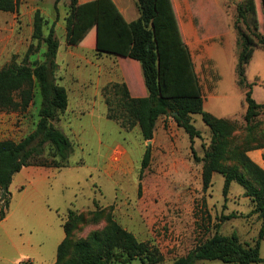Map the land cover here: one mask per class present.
Masks as SVG:
<instances>
[{
  "label": "rangeland",
  "instance_id": "obj_1",
  "mask_svg": "<svg viewBox=\"0 0 264 264\" xmlns=\"http://www.w3.org/2000/svg\"><path fill=\"white\" fill-rule=\"evenodd\" d=\"M70 1L59 0L55 9V0H22L17 13L0 12V68L12 59L20 63L27 47L36 43L31 39L35 11L38 10L45 21L44 37L54 23L59 44L54 77L57 84L69 90L68 114H60L54 126L65 133L73 146L69 168L36 171L31 177H24V186L17 182L9 186V207L5 219L0 221V264H53L67 210L85 215L108 206H112L111 215L122 228L135 235L136 225L144 227V231L139 232V241L147 242L152 250L157 249L161 261L155 264H170L185 256L214 234L215 225L219 226L220 234H235L241 243L254 246L261 222L257 214L251 213L253 202L236 183H231L225 197L224 179L217 173L212 175L210 188L202 190V163L193 159L189 144L182 138L183 131L171 132L177 141L174 149L153 148L151 163L140 180L146 142L138 128L126 131L116 120L106 118V100L115 109L116 96L108 87L101 94L96 93L92 39L84 44L66 40L65 18L70 12ZM125 1L134 8L135 0ZM225 7L227 16L233 21L232 7ZM223 28L229 36L225 42L226 51L219 54V77L200 78L204 100L210 104V108L206 104L204 111L228 119L241 129L244 126V91L236 83L233 68L239 46L231 27L226 24ZM45 51L46 46L41 42L39 52L30 58V63L43 62ZM80 56L85 62L79 60ZM120 65L133 83L131 73L135 68L127 61H120ZM77 73L85 89L82 96L76 94ZM245 76L249 84L256 85L252 86L253 99L264 104L263 49L254 51ZM256 76L263 80L260 86ZM40 102L35 89L34 100L25 112H0V140L19 142L33 132L39 119ZM193 120L201 133V139L194 142V151L201 159L210 143V132L199 115H193ZM185 138L189 142L188 137ZM115 155L121 156L117 162L113 160ZM44 156L49 157L47 147ZM105 167L114 172L113 175L107 176ZM29 181L33 183L28 184ZM53 207L59 208L60 216L49 210ZM231 214L233 218L222 220ZM104 226V220L95 224L79 222L73 229L74 240L85 239ZM260 256L264 258V240L260 244ZM130 264L151 263L136 259ZM209 264L223 263L212 261Z\"/></svg>",
  "mask_w": 264,
  "mask_h": 264
},
{
  "label": "trees",
  "instance_id": "obj_2",
  "mask_svg": "<svg viewBox=\"0 0 264 264\" xmlns=\"http://www.w3.org/2000/svg\"><path fill=\"white\" fill-rule=\"evenodd\" d=\"M59 0H55L56 9ZM264 18V0H260ZM22 0H0V12L17 13ZM139 13L135 21L127 22L112 0H92L78 4L70 1V12L65 18L66 40L86 43L92 39L93 48L100 54L129 59L139 64L147 96L134 98L124 83L107 86L114 91L116 108L106 100L108 120H116L122 129L138 127L142 139L150 141L157 120L171 116L188 136L190 150L196 162L202 163L201 182L205 192L211 186L212 175L224 179L226 197L231 183L240 185L257 214L260 228L254 246L241 243L235 234H220L215 225L212 236L199 243L185 256L170 264H264L260 244L264 240V170L254 163L248 153L264 149V104L252 97V84L245 71L255 49L264 50V35L255 12L254 0L236 5L233 24L237 34L239 54L235 69L236 83L244 91V126L237 129L228 119L217 118L204 111L203 99L190 58L183 43L170 0H136ZM44 19L37 10L33 15L31 43L20 63L12 59L0 68V112H25L34 100L37 89L41 98L39 119L33 132L19 142L0 140V221L6 217L10 203L9 186L13 176L23 167L61 169L69 167L73 153L69 138L54 126L58 116L68 106L66 89L54 78L56 53L59 47L54 23L43 36ZM45 44L44 61L30 63V58ZM104 88L103 91L107 89ZM193 115H199L210 132V143L199 159L193 149V140L201 133L193 125ZM49 157H45V148ZM151 162V147L146 146L140 164V180ZM141 185L138 187L140 193ZM112 206L76 215L67 211L63 223L65 237L56 250L54 264H130L139 259L151 264L161 261L157 249L138 241L112 217ZM84 216H87L85 218ZM234 214L223 217L228 220ZM105 226L74 240L73 229L79 222L99 223Z\"/></svg>",
  "mask_w": 264,
  "mask_h": 264
},
{
  "label": "crops",
  "instance_id": "obj_3",
  "mask_svg": "<svg viewBox=\"0 0 264 264\" xmlns=\"http://www.w3.org/2000/svg\"><path fill=\"white\" fill-rule=\"evenodd\" d=\"M89 1H92V0H78L80 4L86 3ZM112 1L114 2V4L116 5V7L118 8V10L120 11V13L123 15L124 19L127 22L135 21L138 18L139 13L136 7V0L134 3V8L133 7L131 8L130 6H128L125 0H112ZM170 1L172 4V9L174 12L176 24H177L181 39L189 51L190 58H191V61L194 67V71L198 78V82H199V86H200V90L202 94V99H203V109L206 106V104L210 108V104L206 103L204 100L200 78L203 76L209 77L210 75L219 77L218 75L219 67L217 65L219 57H220L219 54L226 51L225 42L226 40H228V36H229L226 29H224L223 27L226 24L227 26L231 27L235 35V38H234L235 43L238 44L237 34L233 27V24L236 18V5L246 0H170ZM254 4H255V12L257 13L259 22H261L260 24L262 25V34L264 35V18L262 14V5H261L260 0H254ZM225 6L232 7V10L234 13L233 21L232 19L230 20V18L227 16V13H226L227 8ZM135 10L137 11L136 12L138 14L137 16L134 15ZM31 24H32V21H31ZM93 57L96 62L95 64L93 63V65H94V68H96L97 70L96 82H95L96 93L101 94V91L104 90L105 87L111 84L124 83L131 97L142 98V97L147 96V91L143 84L142 74H141L140 66L138 63L131 61L129 59H123V58H119V57H115V56L107 55V54H100L96 52L95 50H94ZM252 58H253V55H252ZM252 58L249 64L251 63ZM79 60L85 62L84 57L80 56ZM237 60H238V57H237ZM237 60H236V64L233 67L234 73H235V69L237 65ZM120 61H127V63H130V66H133L135 68V70L131 73L133 77V83H130L129 81L130 78L126 76V74L124 73L123 68L120 65ZM235 76H236V73H235ZM76 79H78V87L76 88V94H78L79 96H82L85 94V89L83 87V83H81L80 81L79 73H77ZM255 80L258 82L259 86L263 82L262 78L258 76L255 77ZM252 86H256V85L252 84ZM64 88L66 89L67 96H68L69 90L66 87ZM213 92L211 94V97L214 94ZM252 94H253V91H252ZM68 107L69 106H67V109L65 110V112L62 113V116L68 114ZM217 118H222V117H217ZM137 130L139 131V128ZM173 130H176L177 133H181V131H183L176 125L174 119L171 116H162L157 120L154 133H153V138L152 140H150V144H152V147L151 145H149L151 147L152 154L154 150L153 148L155 147L165 148V150L170 149V147L174 149L173 146L176 145L177 141L174 137V134L171 133L173 132ZM182 133H183L182 138L184 142L188 143L190 147L191 146L190 140L189 142H187L185 138L187 135L184 133V131ZM199 140L200 139H194L193 145L195 141H199ZM193 149H194V146H193ZM110 156L108 157V160L110 159ZM248 156L254 163H256L259 167H261L264 170V149L251 151L248 153ZM151 158H152V155H151ZM69 167H66V168H69ZM52 169H55V168H43V167H34V166L23 167L20 170V172L16 173L13 176L11 184L17 182L21 184L22 186H24L23 182L26 180L24 179V177L26 176L31 177L33 173H36V171H42V170L50 171ZM61 169H64V168H61ZM57 170H60V169H57ZM104 173L107 176H111L113 175L114 172L109 170L108 167H105ZM32 183H33L32 181L28 182V184H32ZM21 188H24V187H21ZM49 210L50 211L54 210L57 216H60L58 207H53L52 209L50 208ZM124 229L127 230L125 227ZM62 230H63V223H62ZM141 231H144V227L141 225H136V228L134 229L135 235L132 233L138 241H139V232ZM64 237H65V234L63 230V235L60 237V239L58 237L57 245H56L57 247L63 241ZM140 242H144V241H140ZM57 247H56V250H57ZM55 260H56V256H55Z\"/></svg>",
  "mask_w": 264,
  "mask_h": 264
},
{
  "label": "built area",
  "instance_id": "obj_4",
  "mask_svg": "<svg viewBox=\"0 0 264 264\" xmlns=\"http://www.w3.org/2000/svg\"><path fill=\"white\" fill-rule=\"evenodd\" d=\"M120 158H121V156H119V155H115L114 158H113V160H114L115 162H117V161L120 160Z\"/></svg>",
  "mask_w": 264,
  "mask_h": 264
},
{
  "label": "water",
  "instance_id": "obj_5",
  "mask_svg": "<svg viewBox=\"0 0 264 264\" xmlns=\"http://www.w3.org/2000/svg\"><path fill=\"white\" fill-rule=\"evenodd\" d=\"M146 143H147V144H146L147 146H149V145H150V141H147Z\"/></svg>",
  "mask_w": 264,
  "mask_h": 264
}]
</instances>
